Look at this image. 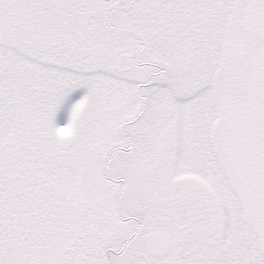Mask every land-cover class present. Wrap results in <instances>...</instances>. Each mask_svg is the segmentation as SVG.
Wrapping results in <instances>:
<instances>
[{"label":"snow or ice","instance_id":"1","mask_svg":"<svg viewBox=\"0 0 264 264\" xmlns=\"http://www.w3.org/2000/svg\"><path fill=\"white\" fill-rule=\"evenodd\" d=\"M0 264H264V0H0Z\"/></svg>","mask_w":264,"mask_h":264}]
</instances>
